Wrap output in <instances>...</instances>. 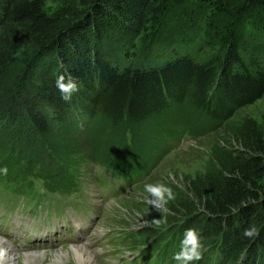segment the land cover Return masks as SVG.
<instances>
[{
	"label": "trees",
	"instance_id": "1",
	"mask_svg": "<svg viewBox=\"0 0 264 264\" xmlns=\"http://www.w3.org/2000/svg\"><path fill=\"white\" fill-rule=\"evenodd\" d=\"M47 1L0 0V115L26 114L40 138L31 148L0 139L2 180L19 186L22 178L28 186L26 179L37 176L49 189L60 188L67 182V152L82 149L73 137L76 128L85 130L94 158L127 175L133 169L146 174L167 153L170 138L226 123L264 93V45L245 46L247 54H241L236 26L247 13L264 26V0H207L201 32L208 40L173 46L154 60L139 57L136 37L155 35L176 0ZM117 41L128 48L110 56ZM49 55L58 57L59 68L46 66ZM40 65L33 84L29 73ZM60 75L78 85L70 100L56 86ZM38 101L56 113L57 122ZM77 110L87 116L80 127ZM224 130L238 142L237 151L215 145L212 167L181 194L190 191V201L183 204L176 195L167 206L202 211L215 227L211 234H223L237 251L246 249L255 264L257 254L264 258V113L259 121L246 117ZM253 226L256 234L245 236Z\"/></svg>",
	"mask_w": 264,
	"mask_h": 264
},
{
	"label": "rangeland",
	"instance_id": "2",
	"mask_svg": "<svg viewBox=\"0 0 264 264\" xmlns=\"http://www.w3.org/2000/svg\"><path fill=\"white\" fill-rule=\"evenodd\" d=\"M229 1L235 3L237 0ZM58 2L61 0L47 1L50 6H55ZM206 3L207 0L171 2L163 14L162 23L156 34L151 37L149 35L146 39H143L142 33L136 37V42H140L137 49L139 57L143 60H154L167 53L173 46H198L208 40L201 32L202 28L206 27L204 16L208 10ZM254 16V13H247L240 16L236 23L239 28L237 31L240 40L239 51L243 55L247 54L245 46L254 45L259 49L264 45V26ZM220 19L221 17L216 21ZM133 36L131 34L129 40L132 41ZM115 44V49L110 50V56L115 52L122 54V50L128 48L122 41ZM44 61H47L48 68L61 66L58 57L49 55ZM15 66L17 69L18 66ZM40 67L41 65L36 66L31 73L28 72L33 77L29 82L33 84L39 82L38 78L42 72ZM28 95L33 96V93L29 92ZM38 102L47 116L57 122L56 113L50 108L47 109L43 101ZM78 113L79 121L87 119L82 112ZM263 113L264 93L257 100L239 107L226 123L218 124L213 129L201 133L188 131L179 138H170L167 153L153 163L146 174L133 169L131 175H127L121 169L94 158L93 148L88 143L85 130L74 128L73 137L82 143V149L76 153L67 152L65 158L70 157L67 159L68 168L64 173L67 182H61V187L56 190L55 195L48 192L47 187L35 176L31 187L26 186L22 178L17 188L13 185L4 187L0 184L1 192L18 193L23 196L25 202L13 205L10 203L12 200L10 195L0 197V236L14 242L18 248L9 242L10 247L21 256L14 264H50L52 253L75 247L77 243L82 242L83 244L77 245H85L93 252L95 264H177L173 256L180 248L174 251L175 241L176 238L182 241L185 230L189 228L198 231L206 249L202 259L194 264H219L222 256L220 249L224 252L220 264H250L251 258H248L250 252L246 249L237 251L228 239L227 242L226 238L221 239L223 234H211L215 227L202 211L188 213L184 205H178L177 210L158 212L147 203L143 189L147 183H164L173 189L175 196L181 197L183 204L188 203L191 192L187 191L189 198L181 194L189 187L191 179L212 167L210 159L214 146L218 144L237 151L238 142L226 135L224 126L240 122L246 117L259 121ZM3 115H0V139L10 138L13 144L24 143L29 148L37 145L40 138L26 114L16 117H10L5 113ZM130 179L136 181L130 182ZM26 182L30 183L29 179H26ZM25 204L32 210L44 209L48 219L43 216L32 217L33 215L27 213ZM154 219L162 221L159 227L152 223ZM64 220L69 224L81 222L87 226L86 230L72 229L70 236L62 230L61 241L50 239V236L56 237L55 231L63 227ZM52 233L55 234L51 235ZM80 236L85 238H79ZM78 240L81 242H76ZM179 244L181 247V242ZM24 254L32 259L31 262L26 261ZM38 254H44V260L39 261V257H36ZM66 259L57 262L73 264ZM255 264H264V258L257 254Z\"/></svg>",
	"mask_w": 264,
	"mask_h": 264
},
{
	"label": "clouds",
	"instance_id": "3",
	"mask_svg": "<svg viewBox=\"0 0 264 264\" xmlns=\"http://www.w3.org/2000/svg\"><path fill=\"white\" fill-rule=\"evenodd\" d=\"M56 86L62 93V98L66 101L71 99L73 92L78 91V85L71 76L67 77L66 82L65 76L60 75L56 81ZM3 171L7 174V168L3 169ZM143 190L146 194L145 199L147 203L153 206L158 212H167V205L175 199L173 189L164 183H147L144 185ZM161 222L160 219H154L152 223L159 227ZM256 232L257 229L253 226L249 229H245L244 235L253 236ZM205 250L198 231L194 228H189L185 230L180 251L174 254L173 260H175L177 264H193V262L202 259ZM6 258V249L0 248V264H5Z\"/></svg>",
	"mask_w": 264,
	"mask_h": 264
},
{
	"label": "bare ground",
	"instance_id": "4",
	"mask_svg": "<svg viewBox=\"0 0 264 264\" xmlns=\"http://www.w3.org/2000/svg\"><path fill=\"white\" fill-rule=\"evenodd\" d=\"M0 248H4L7 251V258L5 261V264H14L15 262L19 261L21 256H18L16 252H14L13 247H10V243L16 244L8 239L0 236ZM8 241V242H7ZM10 242V243H9ZM76 242H81V241H76ZM76 242H71V244H76ZM85 243V242H84ZM77 244H83L82 243H77ZM75 247H70L67 249H60L59 251H55L50 255L51 260L49 261L50 264H58L57 260H62L63 258H67V261L72 262L73 264H95L96 260L94 259L95 256L93 252L85 247V245H77ZM86 244V243H85ZM74 246V245H73ZM18 248V246H16ZM38 249H43V248H38ZM45 252V251H44ZM24 256H26L24 254ZM39 257V261L44 260V254H38L36 257ZM26 261H30V257L26 256ZM34 259V258H33ZM63 261V260H62Z\"/></svg>",
	"mask_w": 264,
	"mask_h": 264
}]
</instances>
